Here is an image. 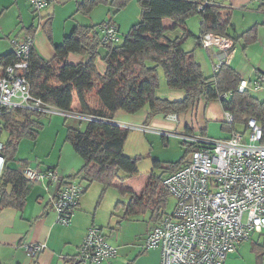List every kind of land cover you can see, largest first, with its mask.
I'll use <instances>...</instances> for the list:
<instances>
[{"label":"trees","instance_id":"16d2710c","mask_svg":"<svg viewBox=\"0 0 264 264\" xmlns=\"http://www.w3.org/2000/svg\"><path fill=\"white\" fill-rule=\"evenodd\" d=\"M77 1L78 10L89 13L103 0ZM127 2L112 0V5L119 10ZM139 2L141 20L132 26L123 42L104 45L96 26L77 25L61 44L55 46L53 59H45L34 47L27 72L32 94L46 104L71 111L77 99L81 112L96 118L93 121L75 119L80 123L86 122V127L81 130L69 126L67 140L84 159V165L79 171L84 174V178L89 181L100 180L106 186L112 185L121 171L129 177L139 173V158L126 156L123 152L128 129L113 122L115 114L120 110L136 113L148 105L149 117L169 113L181 115L190 111L200 99L214 101L219 99L220 94L232 91L231 97L221 103L225 112L233 114L234 121L222 122V128L233 133L238 131L237 125L245 127L250 117L259 118L264 123V100L261 101L253 93L238 91L241 77L235 69L224 62L218 72L206 77L193 51L187 52L183 48L185 39L191 35L187 28V18L194 14L201 18V35L197 37L199 44L202 45V38L207 33L233 37L228 10L215 0ZM259 8L264 11V2L260 3ZM165 19L174 22L171 29L182 28L183 36L169 38L166 34L168 29L163 23ZM257 30V27H252L234 39L244 38L246 44H249L255 41ZM101 48L105 51L103 55ZM71 54L80 55L86 60L72 63L69 61ZM100 56L106 65L104 73H100L96 65ZM160 67L165 72L169 87L184 90V98L170 100L156 95ZM91 96H96V103L91 101ZM45 115L17 108L0 117V138L4 131L8 133L2 152L7 163L16 159L23 138H38L40 129L44 127L42 118ZM192 149L189 146L188 151ZM155 162L156 166L161 167V162ZM178 167L173 165L168 172ZM2 178L5 185L12 184L13 189L10 194L2 190L0 209L8 206L24 208L31 187L30 181L22 172L7 165ZM168 195L162 176L158 178L152 175L141 196L132 198L126 216L151 210V218L159 221L164 214L162 210Z\"/></svg>","mask_w":264,"mask_h":264},{"label":"built area","instance_id":"2783aa9c","mask_svg":"<svg viewBox=\"0 0 264 264\" xmlns=\"http://www.w3.org/2000/svg\"><path fill=\"white\" fill-rule=\"evenodd\" d=\"M55 0H30L31 8L41 13ZM263 3L264 0H253ZM101 42L118 44L122 39L119 27L112 21L99 25ZM13 60L0 75V117L13 109H27L43 114L58 113L71 119L93 121L96 118L83 112L63 110L46 104L32 94L27 72L33 35L14 40ZM206 48H219L221 65L233 55V43L227 37L207 33L202 38ZM264 75L253 80L241 79L238 91L254 93L263 88ZM232 91L219 95L227 100ZM225 121L233 123L234 116L225 112ZM167 120L180 123L177 113L166 115ZM121 127H123L121 125ZM150 131L148 127H141ZM192 146L189 160L162 178L169 194L176 198L171 213H164L159 223L146 235V249H160L161 264H226L227 256L255 232L264 231V123L250 117L243 131H234L226 138H215L204 133L159 131ZM4 143L0 142V172L6 164ZM23 175L33 182L48 180L57 185L52 206L58 222L72 223L85 188L81 183L62 178L56 168L44 171L25 168ZM46 248L44 243H26L25 251L35 256ZM112 245L97 226L88 229L78 249L76 260L81 263H102L117 256Z\"/></svg>","mask_w":264,"mask_h":264},{"label":"crops","instance_id":"0c3cea01","mask_svg":"<svg viewBox=\"0 0 264 264\" xmlns=\"http://www.w3.org/2000/svg\"><path fill=\"white\" fill-rule=\"evenodd\" d=\"M215 1L218 5L228 10L231 16H234L238 12L240 16L244 18V20L241 21L240 23H241V27H246L245 31L251 29L252 27H257L258 30L256 31L257 35L254 44H258L261 47V49L264 51V11L259 8L260 4L256 8H254L250 0H215ZM56 2L57 3L60 2L64 4V6L55 5ZM70 2H72V0H55L43 11L44 14H46L45 23L43 24V33L38 35L39 39H37L35 42V48L41 54V56H43L47 60L54 58L55 46L63 42V40L61 41L59 40V42H56V36L54 35V27L56 26L54 20L57 17V13L59 12V10L71 4ZM71 6L74 7V5ZM238 8L239 10H237ZM14 15L15 17H13ZM35 21L36 19L31 9L30 0H0V40L6 38L7 41L10 40L11 42L13 38H17L18 40H21L29 35L36 36L37 31L34 29ZM163 23H164V27L168 29V33L172 31L175 32L180 29V28L171 29L174 26V22L170 19H165ZM231 23L233 28H232V32L230 30V33L232 34L233 37L228 36L227 38L231 40L233 43L232 48L234 53L232 56L234 57V60L231 61L233 58L231 57V60L229 61V65L238 72L241 79L253 80V78L256 79V76L258 75L259 76L264 75V71L261 68L264 66V60H263L264 53H263L262 54L263 58L261 60V63L259 64V67L258 68L254 67L249 71L245 72L246 74L249 75V78H245L243 76L242 67L245 65L246 61H248L250 64V61L252 62V60L250 58V52L248 48L247 49L245 48L246 50H244L243 54L239 53L240 50L237 48V46L242 42H240V40L234 39V37L236 38L239 37L245 31L243 30L242 31L243 33L239 32L236 28L238 27V24L235 23L232 20V18H231ZM77 25L89 26L88 24L85 25L81 23L74 24L71 31H73L74 27H76ZM118 26H119V30H121V25ZM9 27H22L23 32L13 35L14 33L13 34L11 33L14 31V29L10 31ZM66 35L67 34H65L64 37ZM191 35H193L192 32ZM182 36H175V37L178 38ZM12 44L13 43H11V46L9 44L4 46L5 48L4 51L0 50V57H3L2 60H0V75H3L7 64L13 60L12 55H13L14 47ZM197 45L202 46L201 44H199L198 38H197ZM184 49L187 52H192V50L190 51L187 50L186 48ZM73 55H77V54H71L69 56V59ZM77 56L78 57H76L75 63H78L82 60L84 61L86 60L85 57H82L80 55ZM217 56L218 57L221 56L220 50L219 53H214V57L216 59H218ZM241 56L243 57V60H240ZM196 60L202 66L201 62L198 59ZM105 69H106V65H105ZM105 69L103 72L100 73H104ZM213 74L210 76H207L205 74L204 75L206 77H211L213 76ZM257 92L253 93L255 97H257L256 96ZM262 94L264 97V92H262ZM180 95L179 98L177 99L176 98H167V99L181 100L185 96V91L183 96L180 97ZM257 98L260 99L261 101L264 100V98H259V97ZM201 102L202 99L198 100V102L192 107V109H190V111H188L185 114L179 115L180 123H175L169 120L168 122L170 123H168L167 121L161 119L160 117H156L153 121L149 122V125L151 123V125L157 127L176 129V131L188 130L194 133H204L211 137H216V138L228 137L231 134V132L228 129L224 130V128H222V122H224L225 120L223 121L218 120L220 122L217 123L215 125L217 127H215L212 125L213 123H208L205 117L203 116L199 117V108ZM146 108H145V112L149 118L150 106L148 109ZM72 111L74 112L81 111L79 101L77 99L74 101ZM117 113L115 114V116L117 115ZM164 118H166V115H164ZM0 122H1V118H0ZM113 122L121 126V123L119 121L113 119ZM171 122L173 124H171ZM149 125L146 124L145 127H148L150 131L153 130L156 131L157 133V131L164 130ZM162 137L164 139L166 138L164 136ZM68 162L69 159L65 157L64 152L62 151V154L59 159V163L61 167V170H59V174L62 176V178H66L67 180L73 178L74 175L78 173L83 167V166L80 167L81 163H79L76 159L71 164H69ZM19 163L22 165L21 168L17 167V164ZM6 165L19 172H22L25 168H34V169H39L41 171L50 168H58L53 163L44 166L41 161L38 164L34 165V161L32 160V158L17 159L16 156V159L12 162L7 163L6 161V164L4 165L2 171L0 172V199L3 189L8 194H10L13 189V185L12 184L5 185L4 180L2 178V174ZM170 172L173 171H169L165 175L169 174ZM30 183H31V187L28 192L24 208L19 209L14 206H8L0 209V264H94V263H81L76 260V255L83 241V238L86 235L88 229L92 226H97L102 228L104 230V233L106 234L108 241L117 248V252H118L117 256L114 259L107 262L96 263V264H161L160 249L158 248L146 249L145 241L144 243L143 242L140 243L138 239L139 238L138 234H136L135 236L132 234V231L129 230V228L132 229L133 226V223H131L133 219L132 220L130 219L133 216L127 217L126 212H127V207L131 201L127 204L123 202H118V204L116 205L117 208L115 212H113L112 216L110 218L107 217L103 219L98 214V209L92 210L91 208H89V199L85 194L84 196H82L81 201L75 211L72 223L68 226H64L58 222L57 213L55 212L52 206V197L55 194L57 185L55 183H50L48 180L40 181V182L30 181ZM86 190L87 189L85 188V191ZM141 194L142 192L139 194V196L133 195L132 198L134 196L140 197ZM158 223H159L158 220H155V218L150 217V222L148 221L145 227L143 228V230L141 231L144 237ZM253 234L262 235L264 234V231L255 232ZM32 242L44 243L46 244V248L40 254L31 256L25 251L24 244L32 243ZM250 242H251L250 255L251 254L255 255V264H264V257H263L264 253L262 255L257 253L258 250L264 249V245L261 246L260 243L253 242V238L250 240ZM244 243L245 241L241 243L239 246H237V248L234 251L228 254L226 264H249L248 259L245 258L246 250Z\"/></svg>","mask_w":264,"mask_h":264},{"label":"rangeland","instance_id":"374dc122","mask_svg":"<svg viewBox=\"0 0 264 264\" xmlns=\"http://www.w3.org/2000/svg\"><path fill=\"white\" fill-rule=\"evenodd\" d=\"M250 2H252L254 8H256L260 4L259 1L250 0ZM70 3L71 4L59 10V12L57 13V17L54 20L56 26L54 27L56 42H59V40H63L65 34H70L72 32L71 30L74 24H88L89 26H96L98 28L100 24L111 20L112 22L114 21L117 25H121L119 35L122 39L121 42H123L132 26L141 20L142 11L139 0H128L127 4L119 10H116L112 5V0H103L95 5L89 13H85L84 11L79 10L77 11L78 3L76 0H72V2ZM55 5L64 6V4L60 2H56ZM71 5H74V7ZM237 10H239V8ZM32 11L36 19L34 27V29L37 31L36 36H34V40L36 42V40L39 39L38 35L43 33V24L45 23L46 14H44L43 11L41 13H37L33 9ZM13 17H15V15ZM231 18L235 23L238 24V27L236 28L239 32H242L243 30L245 31L246 27H241L240 23L244 20V18L241 17L238 12L234 16H231ZM187 28L192 32L193 35H190L185 39L184 48L190 51L194 50L193 53L195 55V58L198 59L202 64L201 67L203 73L207 76L212 75L214 73V65L220 60L218 56V59L214 57V53H219L218 48L208 49L203 45H197V36L201 34V18L199 15L194 14L187 18ZM9 29L10 31L14 29V31L11 33H14L13 35L23 32L22 27H9ZM182 33L183 30L180 28L178 31H172L169 33L167 32L166 34L169 38L173 39L176 38L175 36H182ZM14 40L18 39L13 38L11 42L10 40L7 41L6 38L0 40V50L4 51V46L8 44L11 46V43H13ZM239 40L240 42H242L237 46V48L240 50L239 53L243 54L244 50H246L247 48L250 52V58L252 62L250 61L249 64V62L246 61L245 65L242 67L243 76L245 78H249V75L245 72L254 67H259V64L261 63V60L263 58L262 54L264 53V51L258 44H254L255 42L246 44L244 38H239ZM12 45L14 47V44ZM104 52L105 51L102 48L101 54L103 55ZM76 57L78 56H71L69 61L75 63ZM101 57H98L96 65L98 70L100 72H103L105 69V62ZM233 60L234 57L231 61ZM240 60H243L242 56ZM261 68L264 71V66ZM158 74L159 86L156 89L157 96L176 99L179 98L180 94V97L183 96L184 90L173 89L169 87L163 68L160 67L158 69ZM257 77L259 78L260 76L258 75L256 76V78ZM262 92H264V83L263 88L261 89V91L256 93V96L259 98H264ZM91 101L96 103V96H91ZM145 108L148 109L149 106H145L136 113H128L120 110L114 118L115 120L119 121L124 128L128 129V137L123 152L126 156L139 158V173L137 175L129 177L125 172L121 171L118 177H116V179L114 180V183L110 186H106L100 180L94 179L93 181H89L88 179L84 178V174L80 172L76 173L74 177L71 178V180L77 183H81V186L87 189L83 193V196L85 194L87 195L89 199V208H91L92 210L98 209V214L103 219L107 217L110 218L112 216L113 212H115L117 208L116 205L118 204V202L127 204L131 201L133 195L139 196V194L150 181L152 175L158 178L162 176L163 178L171 166L178 165L180 167L189 160V146L181 140L175 137L164 139L160 134H157L159 133V131H157L156 133V131L153 130L144 131L141 129V127L146 126V124L149 125V122L153 121L156 117H160L161 119L168 122L167 118H164L163 114H157L153 117L151 116L148 118V115L145 112ZM225 115L226 113L219 99L209 102L202 99L199 108V117H205L208 123H213L212 125L215 126L220 121L225 120ZM42 123L44 124V127L40 129V133L37 139L25 137L23 138V140H21L17 150V159L32 158V160L34 161V165L38 164L40 161L44 166L53 163L59 168H56V170L59 172V170H61L59 159L63 151L65 157L69 159V164L73 163L76 159L79 163H81L80 167L83 166L84 159L75 152L73 145L70 141L67 140V129L69 126H72L79 127L81 130H83L86 127V122L80 123L71 118L66 119L65 115L51 113L45 115L42 118ZM171 124L173 123L171 122ZM149 126L161 128L165 131H176V129L157 127L151 125V123ZM236 128L237 130L243 131L245 127L242 125H237ZM7 138L8 134L6 131H4L0 138V142H5ZM155 161L161 162V167L156 166ZM17 167L21 168L22 165L19 163L17 164ZM175 203L176 198L169 194L166 198L165 206L162 211L164 213H171L174 209ZM151 215V210H148L145 213L131 215L133 216L130 218L131 220L133 219L131 221V223H133V226L132 229L129 228V230L132 231V234L135 236L136 234H138L140 243H144L145 241L144 238L146 236L144 237L141 231L143 230L147 222H150ZM252 238L253 242H258L261 244V246L264 245V234H253L250 239L245 241V258L248 259L249 264H255V255H250V240ZM257 253L262 255L264 253V249L258 250Z\"/></svg>","mask_w":264,"mask_h":264}]
</instances>
